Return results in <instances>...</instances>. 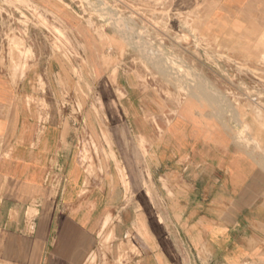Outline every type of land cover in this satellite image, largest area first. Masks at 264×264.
I'll list each match as a JSON object with an SVG mask.
<instances>
[{"label": "crops", "instance_id": "0c3cea01", "mask_svg": "<svg viewBox=\"0 0 264 264\" xmlns=\"http://www.w3.org/2000/svg\"><path fill=\"white\" fill-rule=\"evenodd\" d=\"M23 32L34 57L15 77L13 33L0 28V264H264V158L237 140L227 110L207 98L175 106L119 76L113 128L144 148L118 141L126 175L115 162L89 174L84 126L63 104L78 78L39 30Z\"/></svg>", "mask_w": 264, "mask_h": 264}, {"label": "rangeland", "instance_id": "374dc122", "mask_svg": "<svg viewBox=\"0 0 264 264\" xmlns=\"http://www.w3.org/2000/svg\"><path fill=\"white\" fill-rule=\"evenodd\" d=\"M209 1L3 0L0 28L13 33L8 39L15 77L34 57L32 42L21 35L25 29L39 30L40 45L78 78L76 99L63 104L84 126L79 151L89 174L105 173L106 164L115 162L126 175L118 141L144 148L131 129L113 128L123 121L119 76L175 106L192 98L212 100L229 112L237 140L264 158V4ZM105 125L110 128L98 131ZM138 164L147 168L146 155Z\"/></svg>", "mask_w": 264, "mask_h": 264}, {"label": "bare ground", "instance_id": "6f19581e", "mask_svg": "<svg viewBox=\"0 0 264 264\" xmlns=\"http://www.w3.org/2000/svg\"><path fill=\"white\" fill-rule=\"evenodd\" d=\"M201 13V12H200Z\"/></svg>", "mask_w": 264, "mask_h": 264}]
</instances>
